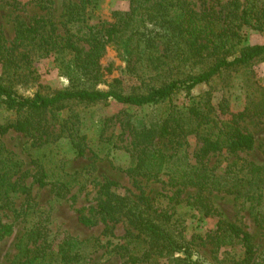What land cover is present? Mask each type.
Wrapping results in <instances>:
<instances>
[{
  "label": "trees",
  "instance_id": "16d2710c",
  "mask_svg": "<svg viewBox=\"0 0 264 264\" xmlns=\"http://www.w3.org/2000/svg\"><path fill=\"white\" fill-rule=\"evenodd\" d=\"M129 1V10L120 16L115 14L118 18L107 26L86 23L84 10L92 0L73 4L75 13L70 21L83 27L81 37L71 32L66 38L52 37L54 31L47 34L41 19L18 23L19 42L45 45L51 38L57 54L67 53L69 58L62 59V63L69 86L53 94L36 92L24 97L0 81V104L14 117L13 121L0 124V135L12 130L42 143L43 116L49 110L110 100L134 107L159 105L170 101L178 91L189 93L198 85L224 78L264 59V44L240 47L242 27L264 34V0H228L225 4L209 0L207 6L200 8L190 0ZM30 2L41 11L53 5V0ZM107 47L115 48L123 56L128 72L138 74L141 84L129 94H124L119 80H114L107 91L78 87L79 79L89 82L99 77V59ZM13 54L0 28L3 72L16 66ZM198 66L201 67L196 70ZM150 74L169 79L149 85L144 79L150 78ZM250 118L264 119V86H255L239 111H231L224 104L215 107L210 99H189L188 104L173 106L163 115L134 126L125 147L130 156L125 170L129 177L164 176L166 185L176 188L175 195L187 189L194 191L178 204L183 203L201 219L217 217L211 243L237 247L240 255L236 264H264V250L255 247L254 238L242 227L220 218L210 195L225 193L248 204L255 225L264 230V169L245 161L240 164L232 161L223 171H217L209 163L216 156H234L253 148V136L240 127L242 121ZM188 139H194L198 145L191 158L187 152ZM160 141L170 146L169 153L156 147ZM71 145L78 154L83 153L81 144L74 139ZM2 150L0 143V242L14 227V222L3 221L7 212H12L14 220L22 218L28 223L18 242L15 262L90 264L89 249L97 246L99 239L78 241L64 236L55 244L47 224L35 210L34 186L37 189L49 186L57 198H64L68 182L60 178L52 180L48 171L41 168L26 183L27 172L18 176L19 165L4 157ZM110 185L113 183L104 185L103 199L93 210L103 223L123 221L130 227L131 231L111 249L123 260L122 264H209L202 257H193L191 244L183 236L179 218L172 219L173 213L157 211L140 198L110 192ZM19 197L23 202L16 208L15 200ZM174 200L175 196L171 201ZM80 220L83 225L94 223L91 217ZM106 231L112 236V227Z\"/></svg>",
  "mask_w": 264,
  "mask_h": 264
},
{
  "label": "rangeland",
  "instance_id": "374dc122",
  "mask_svg": "<svg viewBox=\"0 0 264 264\" xmlns=\"http://www.w3.org/2000/svg\"><path fill=\"white\" fill-rule=\"evenodd\" d=\"M190 1L200 8L207 6L209 0ZM227 1L220 0V3L225 4ZM79 2L80 0H53L52 7L42 11L30 0H4L0 3V28L8 46L13 50V60L16 63L7 72L0 68V81L3 84L24 97H30L36 92L53 94L69 86L62 63V59L69 58L67 53H64L65 56L59 52L57 54L51 38H48V44L45 45L39 42L32 45L19 42L16 30L19 22L27 24L41 19L47 34L51 35V31H54L52 37L66 38L69 32L81 37L83 27L70 21L75 13L72 5ZM129 4V0H92L84 10L86 23L91 26L110 25L118 18L115 14L120 16L129 10ZM240 33V47L264 44L263 33L248 27H242ZM98 64L99 77L89 82L79 79V88L107 91L114 80H119L124 94H129L141 84L138 74L127 71L123 56L115 48L107 47ZM148 77L144 82L149 85H159L169 79L155 74ZM257 85L264 86V59L232 71L224 78L217 77L208 84L198 85L189 93L178 91L170 101L159 105L134 107L112 100L95 105H65L45 112L42 143L10 130L0 135L3 147L1 154L12 160V164L19 165L16 164L18 176L27 172L26 183H30L32 174L41 168L48 171L52 180L60 178L68 182L69 190L64 198H57L49 186L43 189L34 186L37 203L35 210L47 224L55 244L64 236H71L78 241L99 239L97 246H90V264H122L123 260L111 252V249L131 231L123 221L103 223L95 215L93 208L97 207L99 199H103L102 192L107 183H113L108 187L110 192L140 198L157 211L173 213L172 219L179 218L183 236L190 242L194 258L202 257L209 264H236L240 255L237 247H218L211 243L217 217L201 219L183 203L178 204L194 191L187 189L175 195L176 188L167 186L164 176L158 179L129 177L125 170L130 164V156L125 147L130 139L129 132L134 126L163 115L173 106L188 104L189 99H210L215 107L217 104H224L231 111H239ZM13 119V115L0 104V124ZM240 127L253 136V148L234 156H216L210 159L209 165L215 166L217 171H223L232 161L239 164L245 161L264 169V119H245ZM71 139L81 144V155L71 145ZM156 147L166 153L170 151V146L165 141L158 142ZM197 148L195 140L188 139L187 152L190 158ZM174 196L175 200L171 201ZM210 198L221 219L242 227L254 238L255 247L259 251L264 250V230L255 225L248 204H242L233 195L225 193H213ZM22 202L21 197L17 198L16 208ZM6 214L3 221L14 222V227L12 233L0 242V264H17L18 242L28 223L22 218L14 220L12 212ZM82 217H91L94 223L83 225L80 220ZM107 227H112V236L107 233Z\"/></svg>",
  "mask_w": 264,
  "mask_h": 264
}]
</instances>
